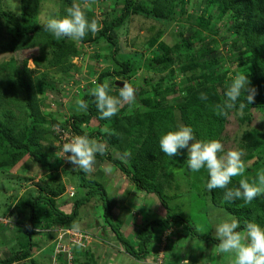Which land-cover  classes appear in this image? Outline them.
Listing matches in <instances>:
<instances>
[{
  "label": "trees",
  "instance_id": "1",
  "mask_svg": "<svg viewBox=\"0 0 264 264\" xmlns=\"http://www.w3.org/2000/svg\"><path fill=\"white\" fill-rule=\"evenodd\" d=\"M57 1L61 3V16L66 14L67 7L73 3L79 4L89 21L97 20L99 31L95 35L88 32L79 42L68 38L56 40L44 30L37 18L40 11L38 3L22 0L21 12L16 14L14 10L4 7L3 0H0V54L11 55L8 61L0 62V168H12L28 156L41 165L42 173L35 185L29 186L21 194L18 191L13 194L12 204L2 214L18 216L17 221L11 224V230L17 227L21 235L13 236L15 230L10 235H5L4 230L0 232L8 241L19 237L18 248L12 247V252L7 255L1 254L0 264H72L77 261V247L74 244L71 246V260L67 251L56 253L57 235L54 229H70L72 222L77 221L80 206L97 195L103 199L99 205L103 206L101 214L106 218L103 224L106 235L101 239L110 245L115 240L118 246L114 247L122 248L137 260H144L150 255L156 264L163 241L157 234L165 232L173 224L184 225L183 230L177 229L179 240L189 234L219 243L214 236L198 235L189 218L171 213L172 209L164 197V187L172 186L171 176L181 164L178 158L169 157L161 151L159 141L162 134L177 130L183 124L193 129L198 140L216 139L223 143L229 117L235 114L245 121L250 119L252 109L264 111V0H192L195 5L201 2V6L193 12L188 10L191 0H112L119 4L105 11L103 18L84 7L85 0ZM185 14L187 18L183 22ZM136 17L164 24L180 22L183 36L174 44L158 40V37L149 39L147 52L150 49V54L141 59L143 65L137 64L136 55L121 60L118 54L124 49L118 35L119 29ZM220 24L223 27H218ZM102 39L110 51L103 56L108 65L100 72L91 71L96 79H87L82 83L75 78V73H79L81 68L73 59L86 53L83 45L97 44ZM226 43L230 44V55L219 54L222 44ZM31 50L38 51L26 54ZM30 59L35 65L33 68L29 66ZM226 59L233 61L232 68L239 67L240 70L234 74H247L251 86L257 90L254 102L247 105L242 116L237 109L230 110L228 118L217 116L214 111L215 105L225 99L224 92L235 76L231 74V69L218 65ZM238 61V64L235 63ZM141 68L146 71L142 78L144 84L137 86L133 79ZM54 70L60 78L54 76ZM178 75L182 76V84L176 81ZM70 80H74L77 87L74 101L71 105L68 103V111L59 117L58 113L48 110L51 102L59 105L62 102L56 96L54 99L48 96L59 91V84ZM117 80L126 81L137 89L136 100L131 105H124L114 117L102 119L89 89L95 86L93 81L97 84L107 81L109 94L115 96L121 87L116 84ZM183 84L186 85L182 90ZM202 93L206 99H201ZM78 97L88 103L86 111H77L75 101ZM240 102L247 103L243 95L237 105ZM55 127L69 130L74 136L86 133L89 138L106 144L107 152L97 154L96 159H101L103 163L110 161L116 173L120 170L117 176L115 174L111 178L118 185V188L112 187L113 192L119 195L131 183L137 193H154L160 199V205L166 209V216H155L151 220L145 218L144 223L140 226L137 223L134 228L137 242L126 240L123 219L120 217L123 216V209L116 215L111 200L109 207L104 202L108 201V193L105 181L101 180L105 176L101 164L94 173L97 178L75 169L68 161L64 163L57 153L68 140L61 138ZM105 127L109 129L108 132L103 131ZM56 140L60 141L58 147L54 144ZM263 147L264 130L252 128L244 131L236 149H245L247 152L243 158H246ZM121 155H124V159L119 158ZM123 175L124 178L121 177ZM209 178L208 174L206 182ZM239 181L237 176L233 177L228 187H238ZM122 183H125L123 187ZM71 186L76 188L73 195L69 191ZM80 191L83 196H79ZM225 191L220 188L209 191L205 186L204 195L209 194L216 206L226 209L240 221L241 229L238 230H242L245 223L251 220L264 226V195L255 198L251 204L241 206L242 200L225 202ZM67 192L73 200L68 198L59 203L58 199ZM66 202L73 203L70 211L64 210L63 204ZM115 204L119 209L125 205L119 200ZM141 207L142 210L146 207V212L150 211L149 205ZM128 210L130 212L127 213L134 212L130 207ZM108 212L115 216L116 222L107 217ZM0 225L7 227L1 221ZM81 230L95 233L96 238L101 237L93 230ZM41 231L54 240L56 260L52 254H47L45 258L36 253L39 244L33 237ZM155 241L157 245L152 244ZM89 244L82 248H87ZM169 244L166 264H179L182 260L188 264H212L201 261L202 256L190 253L181 242L176 249ZM86 253L91 256L89 264H98L94 253ZM206 256L210 258V255H203V258ZM197 257L199 262H193Z\"/></svg>",
  "mask_w": 264,
  "mask_h": 264
},
{
  "label": "rangeland",
  "instance_id": "2",
  "mask_svg": "<svg viewBox=\"0 0 264 264\" xmlns=\"http://www.w3.org/2000/svg\"><path fill=\"white\" fill-rule=\"evenodd\" d=\"M32 3H35L39 5V14H38V20L43 22L47 18L55 17V16H61L62 9H61V3L57 0H31ZM116 1L112 0H85L84 7H86L89 10H93L94 13H96L100 18H103L105 15V11L107 12L109 9L111 10L113 7L118 5L119 3H115ZM192 2V3H191ZM189 2L188 10L189 12H193L196 8H199L201 5V2H195L191 0ZM4 7H7L9 9H12L15 11L16 14H19L21 12L22 7V0H3ZM14 5L16 7H14ZM183 22L187 18V14H185L183 17ZM181 24L180 22H172L168 24H164L163 22H157L150 19H146L144 17H136L133 20H130L123 28L119 29V38L121 41V46L124 49V51L120 54H118V58L121 60H126L133 58V56H137V64L143 65L141 59L145 58L150 54L147 52L148 48V40L152 37L156 38L158 37V40H164L169 44H174L178 38H182L181 33ZM186 24V23H183ZM218 27H223V25H218ZM220 39V37H218ZM106 42L104 39H102L99 43L95 44H88L83 45L82 48L85 50V54L83 56L75 57L73 60L74 62L81 68L79 73H75V78H78L81 80L82 83H85L87 79H96V75H92L91 71H98L100 72L104 67L108 65V62L103 60V56L106 54H109V49H107ZM229 43L222 44L219 54H228L230 55L229 50ZM38 50H31L28 51L26 54H35ZM11 58L10 54H0V62L8 61ZM140 59V60H139ZM235 63H239L235 62ZM219 66H222L224 69H231V74H234L237 72L239 67L233 66V61L230 59H226L225 61H221ZM29 66L34 67L33 60L30 59ZM142 67V66H141ZM145 70L141 68L139 70L138 75L135 80V83L137 86H140L141 84H144L143 77L145 76ZM54 76L57 78H60L58 72L54 70L53 72ZM235 75V74H234ZM182 76L178 75L176 77V81L180 82L182 84L181 80ZM74 80H70L68 83L59 84V91H55L54 94L49 95L48 97L54 99L55 96L58 98L59 101L62 102V105L57 104L56 102H51L50 107L48 111H52L55 113H58V116L66 113L68 111V103L71 105L74 101V93L77 87L75 86ZM186 84H183L181 89H185ZM75 86V87H74ZM51 100V99H50ZM52 101V100H51ZM53 103V104H52ZM172 103V102H171ZM69 105V106H70ZM250 119L241 121L237 115L233 114L231 117H229V122L226 126V129L223 133V144L225 145V149L228 150L229 148H237L238 147V140L243 136L244 131L250 130L252 128H260L264 130V111L259 110L257 108L252 109V112L249 113ZM55 129L59 133V128L55 127ZM56 131V132H57ZM191 143V141H190ZM54 144L59 145L60 141L56 140L54 141ZM61 151V150H60ZM59 151V152H60ZM244 154L247 152L245 149L242 150ZM178 158V161L180 162V166L176 167L174 169V166L172 164V169H174V173L171 176L172 186L164 187V197L171 207L172 211L171 213L173 215H182L186 218H189V220L192 222V224L196 228V232L198 235L207 236L211 235L214 236V224L217 222V217H227L231 216L236 218L234 215L230 214L226 209L216 206L213 201L211 200V197L209 194L204 195V190L206 186V177L208 175V171L206 168H202L198 172H192L187 163V150L182 149L181 155L174 156ZM182 158V159H181ZM242 159L245 162L246 168L245 173L243 176H237L240 180L243 178H248L251 182L252 179L256 176L258 170L264 169V147L261 149H258L254 154H252L249 157ZM64 163H68L66 159H63ZM62 164V163H61ZM107 166L110 165V161H105L104 163L101 161V159H96V164L94 165V170L89 173L90 175H94L97 177L94 173L97 172L99 165ZM41 165L38 162H35L34 160L30 159V157L26 156L21 161H19L14 167H7V168H0V221L7 225V227H3L0 225V232L5 231V235H10L13 230H15L13 236L16 234V236L21 235V230L15 227V229L11 230L13 227V222L17 221V218L15 216H9L10 213L7 215H2L4 210L7 209V206L12 204L13 199L12 196L16 191L19 192V194L23 193L26 188L29 186L35 185L40 180L41 173ZM120 173V170L116 173V176ZM114 174V173H113ZM108 179L106 176H110ZM113 177L112 173L104 176V178H101L102 181H105L106 187H107V200L104 201L105 205L109 207V200H111V206H114V202L119 200L120 203L123 201L125 203L124 208L122 210V215H120L121 220L122 219H133L135 220L136 215L131 213L125 212L124 209H128L129 207L131 210L137 208L138 210H141L142 207H139L142 204H145L146 202H153V200H160L154 193H145L143 191L138 193H132V201L129 203L126 196H120L113 192L114 188L117 187V181L113 182L111 178ZM98 178V177H97ZM107 179V181H106ZM71 184V183H70ZM122 183L121 186L123 187ZM75 188V187H74ZM72 186L69 188L70 191L75 190ZM112 188V189H111ZM118 188V187H117ZM128 188V187H126ZM116 190V189H115ZM76 191V190H75ZM79 196H83L82 191L78 192ZM35 194V193H34ZM69 193L65 194L64 196L60 197L58 199V202L62 204V202L68 198L73 200L72 197L68 196ZM153 195V196H152ZM112 198V199H111ZM103 199L100 195H97L93 198H91L89 201H86L83 205L80 206L78 214H77V222L81 225H85V222L88 220L93 221L96 217L98 221L100 222L99 225L103 226V224L106 221V218L102 216L101 212L103 211V206L99 205L102 203ZM132 204V205H131ZM154 204L152 206H149L150 211L146 212L147 209L144 207V210H141V212H146L148 214L144 215V217H149L148 219L151 220L152 217L155 216H166L164 215L166 212V209L163 208V206ZM148 205V204H147ZM73 203L72 202H66L63 204L64 210L70 211L72 208ZM15 207V206H14ZM10 209V208H9ZM10 212V211H9ZM168 212V210H167ZM18 217V216H17ZM107 217L109 219L115 220V216L111 214V212H108ZM136 221L138 223V226H140L142 223H144V219H139V217H136ZM237 219V218H236ZM120 220V219H119ZM97 223V221H96ZM159 228V227H158ZM177 229H184V225L176 226L173 224V227L166 229L163 233H158V238H161L160 249L158 256L156 257V264H166L165 260L168 258L169 254L166 252L168 244L171 247H174L173 249H176V245H179V242L181 244L186 246V250L190 253L196 254L199 257H201V261L203 262H210L212 264L214 263H224L229 264L230 256L227 254H214L212 249L213 247L218 244L214 243L211 240H208L204 237L199 238L198 236L191 237L189 234L187 237H183V239L179 240L177 239ZM135 231L133 229H130L128 232H125V238L131 243L137 242V237L135 236ZM188 233V232H187ZM171 234V236H169ZM99 235V234H98ZM37 236H43L44 238L41 240V242H48L44 249V255L52 254L53 259L56 260V253H53V249L55 247V244L53 243L54 240L52 238H48V235L41 231V233L36 234L33 238L36 240ZM168 238L170 240H168ZM18 239H10L9 241L4 238L2 234H0V255H7L10 252H12V247L15 249L18 248L19 242ZM179 241V242H176ZM154 242L152 244L157 245ZM159 246V245H158ZM110 249H115L113 242H111V245H109ZM117 249V248H116ZM153 253V252H152ZM1 255V256H2ZM203 255H210V258H212V261L209 257L206 256V258H203ZM150 256V255H149ZM39 258V257H38ZM153 259V257H152ZM155 259V258H154ZM219 259V261H217ZM215 260V261H214ZM92 261V260H90ZM72 263L75 264L73 261ZM122 264V263H120ZM129 264V262L127 263Z\"/></svg>",
  "mask_w": 264,
  "mask_h": 264
},
{
  "label": "clouds",
  "instance_id": "3",
  "mask_svg": "<svg viewBox=\"0 0 264 264\" xmlns=\"http://www.w3.org/2000/svg\"><path fill=\"white\" fill-rule=\"evenodd\" d=\"M14 7L16 6L14 5ZM65 13L63 16L50 17L42 22L44 30L51 33L56 40L68 38L73 42H79L88 32L95 35L99 31L100 26L97 20L89 21L79 4L73 3L65 9ZM92 83L95 86L89 89V92L94 98V103L102 119L114 117L124 105H131L136 100L137 89L126 81L123 82L118 95L115 96L109 94L110 88L107 81L102 84H97L96 81ZM256 92L255 87L250 84L249 76L237 73L224 92L225 99L215 105L216 115L228 118L230 110L237 109L242 116L247 105L254 102ZM242 95L247 103L240 102L237 105V101ZM201 99H206L205 94H201ZM75 104L77 111H86L88 108V103L79 97ZM103 131L108 132L109 129L105 127ZM159 146L164 154L172 158L181 155V150L186 149V163L189 169L192 172H198L202 168H206L210 177L206 182V188L209 191L217 188L226 189L223 197L225 202L242 200L241 206H245L251 204L258 196L264 195V169L258 170L251 182L248 178H243L239 181L238 187H228L233 177L243 176L245 173L246 165L242 159L244 155L242 150L236 148L225 150V145L216 139L198 140L193 129L183 124L177 130H170L162 134ZM56 147L58 146L56 145ZM106 152V144L89 138L85 133L76 135L69 142L64 143L57 156L66 159L75 169L91 173L96 164V155H104ZM124 155L119 158L124 159ZM102 170L106 175L115 171L112 165L102 166ZM159 203L160 201L156 200L147 204L152 206ZM214 229V237L219 241L212 249L214 254L229 255V264H264V226L251 220L245 223L242 230H238L241 229L240 221L227 216L217 217ZM70 230L73 233H78L81 231V225L77 221H73ZM73 243L77 248L83 247L79 240Z\"/></svg>",
  "mask_w": 264,
  "mask_h": 264
},
{
  "label": "crops",
  "instance_id": "4",
  "mask_svg": "<svg viewBox=\"0 0 264 264\" xmlns=\"http://www.w3.org/2000/svg\"><path fill=\"white\" fill-rule=\"evenodd\" d=\"M115 174H116V172H114V174L112 173L113 177L115 176ZM109 177H111V175ZM121 177L124 178L125 176L123 175ZM127 187L128 188L124 187V189L122 191V193H124V194L122 196H126L128 199V202H129V200L133 196L132 193H135L137 190L135 189V186L131 183H129V185ZM149 195H151V194H149ZM154 201H156V200H153V202ZM147 203H150V201L146 202L145 205H147ZM142 205H144V204H142ZM142 205H140L139 207H141ZM113 207H114L113 211L117 215L118 213L121 212L124 205L122 207H120L121 209H119L116 204ZM124 210H125V212H130L128 209L127 210L124 209ZM137 210L138 209L135 208L134 212H132V214L133 215L135 214L136 217H139V219H145L144 215H146L147 213L141 212L142 209L140 211H137ZM136 217H135V220L129 219V217L127 219H123V230L125 232H128L130 229L134 230V228L137 225V221H136L137 218ZM146 218H149V217H146ZM96 221H97V223H96ZM99 223L100 222L95 217L93 221H91V220L86 221L85 225L80 224L81 228H84L87 230H93L97 234H99L101 237H100V239L96 238L93 241H91L87 248H76V258L75 259L77 261H74L75 264H83V263L89 264V262L91 260V256L88 253H86L88 251H91L92 253L95 254L98 264H120V263L127 264L128 262H129V264H154V262L152 261L153 259L150 256L144 260H137L135 257L128 254L122 248L115 247V249H113V248L110 249L109 248L110 244L104 242L103 239H101V238H103V236L106 235V229L104 228V226L99 225ZM43 238H44L43 236H37L36 237V241L39 244V247L36 248V253H38L40 255H44L43 254L44 249H45V246L47 247L46 244L48 243V242H41V240ZM48 238H50V237L48 236ZM112 242H113L114 246H118L116 244L117 242L115 240H112ZM120 249H122V250H120ZM193 262L198 263L199 262L198 257H197V259H194ZM72 264H74V263H72Z\"/></svg>",
  "mask_w": 264,
  "mask_h": 264
},
{
  "label": "built area",
  "instance_id": "5",
  "mask_svg": "<svg viewBox=\"0 0 264 264\" xmlns=\"http://www.w3.org/2000/svg\"><path fill=\"white\" fill-rule=\"evenodd\" d=\"M61 138L64 140H68L69 142L71 140L70 137L74 134L69 133V130H59ZM70 191V190H69ZM70 194H74V190L70 191ZM71 229V228H70ZM70 229H64L62 227H58L57 229H54L56 231V247L55 251L56 253L61 251H67L69 255V260L72 259V251L71 246L74 244L73 242L76 240H79L83 246L88 245L94 238H96V234L89 231H83L81 230L78 233H73ZM53 231V229H52ZM179 264H188L186 261H181Z\"/></svg>",
  "mask_w": 264,
  "mask_h": 264
},
{
  "label": "water",
  "instance_id": "6",
  "mask_svg": "<svg viewBox=\"0 0 264 264\" xmlns=\"http://www.w3.org/2000/svg\"><path fill=\"white\" fill-rule=\"evenodd\" d=\"M116 84H117L118 86H121V87H122V86H123V81L117 80V81H116Z\"/></svg>",
  "mask_w": 264,
  "mask_h": 264
}]
</instances>
